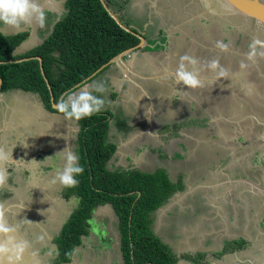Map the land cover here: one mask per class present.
I'll return each mask as SVG.
<instances>
[{"label":"crops","instance_id":"obj_1","mask_svg":"<svg viewBox=\"0 0 264 264\" xmlns=\"http://www.w3.org/2000/svg\"><path fill=\"white\" fill-rule=\"evenodd\" d=\"M141 1H143L144 8L148 6L147 11L145 10L142 14L144 9L141 7L143 5L138 4L134 6L135 9L129 10L128 14L121 13V16L128 23L127 27H130L133 32L142 34L145 41L141 42L140 47L109 62L85 80L87 84L94 81L103 82L108 89L103 94L93 93L101 96L107 102L100 113H107L111 117L106 143L114 146L115 151L108 161L107 167L112 171L138 170L140 172H144L149 167L147 172L153 173L156 172V169L152 168L153 164L149 156L158 157L160 161L171 164L175 163V160H169L168 156L174 157L176 155L177 157L178 154L180 158L195 159L196 161L202 160L203 152L210 150L209 152L214 158L219 156L220 161L218 158L217 160L221 167L215 160L207 170L208 178L197 179L195 184L187 183L186 193V190L174 193L166 204L153 211L149 216L150 229L153 230L155 222L160 227L170 221L174 216V208L177 207L180 211L191 208L185 202H187L188 196L194 194L195 204H205L214 215L207 217L205 214L201 218L208 223L218 219V225H209V230H203L202 226L199 228L196 225L188 227L180 221L186 234V237L182 239V244H186L188 249L197 251L202 246V236H212L213 238L210 245L212 248L209 249V252L205 251L207 258L200 261V264H260L256 258L258 252L261 251L264 193L259 184L257 186L248 185V180L259 183H263V181L256 175H252V172L249 174V176L252 175L251 178L245 176L234 179L235 163L243 164V161L248 159V154L247 152L242 153V159L236 158L232 161L230 152V146L234 145L241 149L246 141L226 138L225 135H222L223 138H206L204 141H194L189 145L186 142L177 143L175 150H173L172 141L165 140L168 134L177 133L176 118L183 117L177 116L178 111L182 112L187 107L195 111V93H197V97L203 96L211 109L214 108L212 112L208 113L209 116L226 117L229 115L228 111L231 113L230 105L216 107V102H212V98L205 88L218 85L222 95L231 91L235 105L237 103L241 107L240 101L243 100L244 96H247V91L245 93L242 90L245 88V84L230 77L217 80L214 73L202 70L203 87L201 89L204 88V91H199L200 88L198 91L188 90L182 85H177L174 71L179 57L184 54L195 57V50L198 49L196 46L200 45L195 46V41L191 38L193 34L184 32L183 35L177 37L182 30L180 28L170 29V20L177 16L176 10L172 13L157 11V0ZM65 2L66 0H40L45 13L50 15H46V17L50 18H47L48 22L44 28L28 26L24 31H20L27 33L28 36L14 51L15 56H19V48L25 51L24 48L27 45L32 46L36 43L35 40L39 39L37 37L39 30L43 29L45 34L50 33L54 24L65 15ZM153 2L155 4H152ZM177 2L174 6L178 9L180 1ZM186 2L181 7L185 14L179 11L178 13L183 15L179 18L190 21L195 19V11H193L195 0H187ZM188 4L191 9L187 6ZM167 6L169 9L173 5L167 2ZM150 7H152V11ZM133 10L136 11L134 16L131 15ZM165 19L168 20V26L162 22ZM178 25L180 26V24ZM20 32L4 30L3 26H0V34L4 36L15 35ZM223 32L225 33L226 30ZM227 34L229 33L227 32ZM230 55L234 56L231 53ZM197 59L200 62L198 66L204 69L205 62L209 60L203 61L199 57ZM80 86L78 85L72 91L78 90ZM235 86H238L236 90ZM204 94H207V97ZM107 109L112 111L108 112ZM206 122H209V119ZM231 122L225 121L227 124H231ZM169 127L172 128V132L168 130ZM79 131L80 128L74 121H66L59 113L47 111L43 107L40 97L35 93L19 89L0 93V145L6 148H14L13 160L18 161L8 166L10 175L7 185L0 189V202H5L10 208L8 213L10 223L24 219L32 222L30 225L21 224L19 229L20 236L31 243V248L25 254L23 264H37L38 258L42 259L44 264L45 261L47 264H87L81 257L80 245L74 249L68 262L59 263L53 257L54 250L57 255L56 236L72 210L78 206V198L74 195L66 197V194L63 195L61 191L63 187L59 184H51V180L56 169L63 166V159L57 155L58 153L70 146L78 155L76 142ZM145 136L158 141L159 145H155L154 141L152 144L145 142L140 144L139 141ZM26 144L27 147H25ZM200 147L202 149H199ZM245 147L247 146L245 145ZM224 152L226 154L229 152L227 156L230 158V162L227 165L226 161L222 160L221 162L223 158L221 154ZM164 153H168V155L164 156ZM238 154L240 153L238 152ZM164 169L172 182L178 179L179 172L174 173L167 167ZM260 171H264V168L260 167ZM187 179L188 176L184 180ZM239 185H243V189L238 190ZM248 189H254L257 193ZM258 212L262 213L260 228L256 225L259 221ZM238 213L246 216L253 215L252 222L242 223L237 217ZM98 215L100 218L102 216L103 218L109 217L110 212L107 205L98 206L93 210L92 216L94 218L91 217V223L88 222L90 231L86 236H83L85 237L84 240L82 238L84 246L87 244L89 248H92L94 243L96 248L97 243L101 244L100 250L96 252V261L90 263L124 264L120 252L117 223L115 231L113 228L107 227L105 236L97 233L101 236L98 242V238L95 237L96 233L93 232L97 225L95 221ZM198 228L199 231H197ZM230 231L245 232L240 240L244 244L236 249L225 250L223 244L219 248H215L214 246L218 245V241L223 242L224 238H231ZM250 231H252L251 234L248 233ZM108 233L112 237H106ZM40 237L43 239L41 240ZM233 241L237 240L234 239ZM249 241L253 247L251 251L245 249L246 244L250 243ZM162 243L164 242L162 241ZM33 252L36 253L35 256L32 255ZM39 255H43V257ZM178 259L177 257V264H190L184 260L178 261ZM251 259L253 260L251 261Z\"/></svg>","mask_w":264,"mask_h":264},{"label":"trees","instance_id":"obj_2","mask_svg":"<svg viewBox=\"0 0 264 264\" xmlns=\"http://www.w3.org/2000/svg\"><path fill=\"white\" fill-rule=\"evenodd\" d=\"M104 1L119 20L128 26L114 1ZM65 10V15L54 24L45 40L24 57L15 56L14 51L25 41L27 33L0 34V93L13 89L35 93L47 111L56 112L52 107L51 93L54 103H57L64 93L84 85L85 80L114 57L135 48L140 42L138 37L118 26L100 0H66ZM244 48V51L248 50L247 45ZM30 57L42 59L49 87L38 60L16 62ZM199 91H204V88ZM204 95L207 97V94ZM227 100L219 107L230 105V100ZM253 108L257 109V105H253ZM110 118L107 113H98L78 121L79 165L84 172L76 177L78 184L65 195L76 196L78 206L55 239L56 262L70 260L74 249L88 233V222L93 210L109 204L117 215L124 264H175L177 258L174 253L150 229L149 216L166 204L174 193L182 190L177 189L174 182L161 172L108 169L107 163L115 151L114 146L105 142ZM245 123L251 125L249 119ZM254 126L259 133L262 125L254 122ZM243 244L227 243L225 250L236 249Z\"/></svg>","mask_w":264,"mask_h":264},{"label":"rangeland","instance_id":"obj_3","mask_svg":"<svg viewBox=\"0 0 264 264\" xmlns=\"http://www.w3.org/2000/svg\"><path fill=\"white\" fill-rule=\"evenodd\" d=\"M115 6H117L120 9V14H128L129 10L135 9L134 6L136 5H140L141 4V9H144L142 11L143 12L147 9L148 10V6L144 8V4L142 3L143 1L141 0H113ZM127 1V2H125ZM153 1V0H151ZM178 0H157L156 3V10L157 11H163L165 13H172V11H175L177 13V16L175 18H173V20H170V29L171 30H176L177 28H180L182 30L181 33H179L177 35V37L181 36V34L183 35L184 32L185 33H191L193 34L191 36L192 39H194L195 41V46L196 45H200V46H196V48H198L197 50H195L194 56L197 59V57L202 58L203 61L206 60H211V59H219L220 64L225 67L226 69L229 70V75L228 77H230L233 80H239L242 81V83L245 84V88H242L243 91H247V96L243 97V100L240 101V104H242L241 107H239V105L236 103L235 106V101L232 100V94L231 91L228 92V94L226 95V92L224 93V101H226V97L228 98V100H230L231 104V113H229L230 111H228V116L227 117H222V116H218V115H210L207 116L208 113L212 112L210 105L207 104L206 100H204L203 96L197 97V93H195V111H192L190 109V107H187L186 109H184L182 112H184L183 115V119L185 120L184 122H182V118H180L177 122L178 125L176 127V134H168L167 137L165 138V140L172 141V149L175 150L176 144L177 143H181V142H186L188 145L193 143L194 141H204L206 140V138L212 139H219V138H223L222 135H225L226 138H228V136L230 135L232 139H240L242 135L244 137V139L241 140H247V145L248 144H254L255 147L254 148H250V152L248 153V157H250V159L252 160L251 164L252 165H264V67H260L258 64L260 63L258 59L256 62L254 63H250L247 62L245 59V53L248 51H244L242 50L245 49L244 45H241V43L239 42L238 44H234V43H230L227 42L225 44L229 45V51L228 52H221L219 49H217L215 47L216 42L217 41H221L222 37L224 36H228L229 34H225L222 30V27L226 29V25H228L229 23L231 25L234 26L236 31L242 32L243 26H242V22L240 19H229L226 16H222L223 14L220 12H214L213 10H211L209 8V5L206 4V1L204 0H195V4H194V8L193 11H195V19H192L190 21L188 20H184L179 18L181 15L180 13L182 12L183 14H185V12L183 11V9L181 8L182 6H184L187 2V0H179V7L178 9L174 6L175 3ZM264 1V0H262ZM125 2V3H124ZM167 2H170L173 6L170 7L168 9L167 6ZM178 3V2H177ZM152 4H155L154 2ZM190 9V5H187ZM151 11H152V7H150ZM146 10V11H147ZM180 11V13H178ZM136 11L133 10L131 15H135ZM47 16H50L49 14H46ZM50 18V17H47ZM145 20V18H143ZM48 22V20L46 21ZM163 24L167 25L168 20L165 19L162 21ZM173 23V24H172ZM215 23H220V25L218 26ZM177 24V25H176ZM180 24V26L178 25ZM248 32V31H246ZM47 34V35H46ZM44 32V30H39L37 32V37L39 39L35 40V44L31 45H27L24 49L25 51L21 48L18 49V51L20 52L18 55L19 56H25L26 55V51L29 52L30 50H33L35 48H37L44 40L45 38L48 36V33ZM225 34V35H224ZM253 39H259V37L257 36V33L253 34ZM26 40V39H25ZM235 41H238V38L234 39ZM261 40V39H260ZM202 45V46H201ZM194 46V48H195ZM203 47V48H202ZM29 48V49H28ZM193 48V49H194ZM200 48V49H199ZM207 50L208 48H210L212 51V56L209 57L207 56V54L203 53L201 50ZM230 53L234 56H231ZM24 59V58H23ZM198 60V59H197ZM262 62L264 61V59H261ZM244 61L245 63H248V67L246 69L241 70L240 69V63ZM231 66V67H230ZM234 82V81H233ZM218 86V85H216ZM219 87V86H218ZM238 88V86H235V90ZM220 90V88H219ZM196 91V89H195ZM233 91V90H232ZM251 91V92H250ZM248 102H252V103H248ZM219 104L217 103L216 100V107ZM253 105H257V109L253 108ZM106 111L111 112L112 110L107 109ZM256 112V116L254 115ZM259 114L262 118V129L259 131V133H257L255 131V126L254 125H249L247 123H245L246 120H244V116L249 115V116H253V117H259ZM206 118L209 119V122H205L204 120H206ZM207 119V120H208ZM114 120V118H113ZM232 121L231 124H225V121ZM159 121V120H157ZM77 126L80 128V125L78 124V122L74 121ZM163 122V121H161ZM170 124V122H169ZM225 125V126H224ZM233 127V128H232ZM169 131L172 132V128H168ZM247 136H250L252 139L247 138ZM208 139V140H209ZM231 139V140H232ZM78 140V137H77ZM155 145H159V142L150 138V137H143L139 143H153ZM162 141V139H161ZM106 142V141H105ZM253 142V143H252ZM76 144H78V142H76ZM231 147V155L233 158L232 161H234V159H242L243 155L242 153L238 154V148L236 146H230ZM199 149H202V147H200ZM216 149V148H215ZM218 149V148H217ZM162 150V149H161ZM208 150V149H207ZM210 150L203 152L202 156L203 157V161L202 160H192V159H183V157H179L177 154L174 155V157H169L170 159H174L175 163H171V164H167L165 162H162V160L160 161L158 157H151L152 160V168L156 169V172H161L166 174V171L164 168H169L171 169L174 173L179 172L178 173V179H176V181H173L175 186L177 187V189L179 190H186L187 189V183L190 184H195V180L197 179H206L209 177L208 175V169L211 167V165L214 163V161L216 160L217 164L219 167H221V165L219 164L220 158L219 156H217L216 158L213 157V155L209 152ZM163 152V151H162ZM202 152V151H200ZM199 152V153H200ZM77 153L78 152V146H77ZM221 154V153H220ZM229 154V152H228ZM228 154H226L225 152L221 154V157H223L221 159L224 161H228L230 162V158H228ZM168 153H164V156H167ZM80 156V155H79ZM218 158V160H217ZM164 161V160H163ZM108 164V163H107ZM249 162V159L244 160L243 164H242V171L244 174H242L239 171L234 170L233 174L236 175V177H249L251 178L252 175L249 176V174L252 171V165ZM108 168V167H107ZM149 168V167H148ZM148 168L144 170L145 173H149ZM259 168V167H258ZM109 169V168H108ZM138 171V170H137ZM155 173V172H153ZM247 174V175H245ZM167 175V174H166ZM187 180H184L185 178H187ZM258 178H260V180L263 181V183H259V182H254V181H249V184L251 186L250 183L254 184L255 186H257V184H259V187L264 188V171H260L258 172L257 175ZM243 189V185H239L238 186V190ZM72 190V188H62L61 191L64 194H68L70 191ZM249 191H254L255 193H257L256 190L254 189H248ZM187 192V190L185 191V193ZM249 202L251 203V201L249 200ZM186 204H188L191 208H187L183 211H180L177 207L173 209V214L174 216L172 217V219L170 221H167L166 223H164L163 225H161L160 227L157 226L156 222L155 225L153 226V233L161 240V242L163 241L164 244H167V246L171 249V251L173 253H175L174 255L177 256L179 260H184L186 262H189L190 264H200V261H202L203 259L207 258L205 255V251L207 250L209 252V249H211L212 247H210V245L212 244V236H202L201 240H202V246L198 248L197 251H192L190 249L187 248L186 244H182V239H184L186 237V234L183 231V227L181 225L182 221L186 226L190 227L191 225H196L199 228L202 226V229L205 230H209V225L210 226H217L218 225V219L212 220L208 223V221H206L205 219H202L201 217H204V215L206 214V216L210 217L213 215V213H211V209L206 206L203 203H196L195 204V195L192 194L190 196L187 197V202H185ZM110 215L108 218H100L99 215L96 217V226L93 229V232L96 233L95 237L98 238V242L100 239V235H104L105 236V232L107 231V227L113 228V230L116 228V223H117V228L119 230L118 227V219H117V215L116 213L113 211L112 207L109 204H106ZM77 208V207H76ZM75 208V209H76ZM74 210H72L73 212ZM71 215V214H70ZM70 215L68 216L67 220L69 219ZM214 216V215H213ZM94 218V216H92ZM237 217L239 220L242 221V223H251L253 220V215H244L242 213H238ZM262 213L258 212V223L256 224L258 226V228H260V225L262 224ZM66 220V221H67ZM100 221V222H99ZM66 223V222H65ZM199 228L197 229V231H199ZM61 231V230H60ZM88 233L90 231V228L87 229ZM115 231V230H114ZM252 231L248 232L249 234H251ZM97 233H100V235H98ZM60 234V232H59ZM59 234L56 236V238L59 236ZM198 235V233H197ZM230 235L231 238L229 239L228 237L224 238L223 242H219L218 241V245H215V248H219L221 244H223L224 246L228 243V242H242L240 241L242 239V237L245 235V232H233L230 231ZM86 236V235H85ZM107 236H111L110 233H108L106 235ZM114 236V235H113ZM234 236H236V238H234ZM83 240L85 237H82ZM120 239V238H119ZM234 239H236L237 241H233ZM245 241V240H244ZM248 242V241H247ZM250 242V241H249ZM90 244V243H89ZM95 245V243L93 244V246ZM92 248H89V246L86 244L84 246L82 239H81V244L79 246L80 250H81V257L82 259L85 260V262L88 264L94 263V261H96V252H98V250H100V243H97V248L94 246ZM251 242L247 243L245 246V249L247 248L249 251H251V249L253 247H251ZM78 247V246H77ZM76 247V248H77ZM246 250V251H248ZM248 251V252H249ZM259 254L258 257L256 258L257 262H261V251L258 252ZM84 254V255H83ZM260 255V258H259ZM40 257L43 255H39ZM54 259L57 260V255L56 252L54 250V255H53ZM52 255H51V261H52ZM176 257V258H177ZM46 258V257H45ZM253 259H251L252 261ZM44 261L40 258H38L37 264H44ZM47 264V261H45ZM91 262V263H90ZM256 262V263H257ZM99 263V262H97ZM177 264V262H176Z\"/></svg>","mask_w":264,"mask_h":264},{"label":"clouds","instance_id":"obj_4","mask_svg":"<svg viewBox=\"0 0 264 264\" xmlns=\"http://www.w3.org/2000/svg\"><path fill=\"white\" fill-rule=\"evenodd\" d=\"M46 21V13L40 0H0V26H3L4 30L20 32L28 26L44 28ZM215 47L221 52L229 51V45L221 41H217ZM245 59L250 63L264 59V41L253 39L248 45ZM199 63L195 57L187 54L181 55L174 71L175 83L188 90H195L203 87L202 70L214 73L217 80L226 79L229 75V70L220 64L219 59H211L205 62L204 69L198 66ZM239 67L241 70L246 69L248 63L242 61ZM107 91L108 89L103 82L85 83L78 90L62 95L54 107L64 120L78 122L82 119L91 118L105 108L106 100L93 93L103 94ZM247 119L251 121V125H254V122L259 125L263 124L260 116H244V120ZM247 138L252 139L250 136ZM252 146L255 147L254 144ZM13 150L14 148H6L0 145V189L7 185L10 175L8 166L18 162L13 160ZM57 155L62 157L63 166L56 169L51 184H59L64 188L75 187L78 184L76 177L84 172L83 167L79 165V156L70 146H67ZM9 211V206L5 202H0V264H23L25 254L31 248V243L20 236L19 229L21 224L30 225L32 222L24 219L10 223ZM40 239L42 240L43 237ZM32 255L35 256L36 253L33 252Z\"/></svg>","mask_w":264,"mask_h":264},{"label":"water","instance_id":"obj_5","mask_svg":"<svg viewBox=\"0 0 264 264\" xmlns=\"http://www.w3.org/2000/svg\"><path fill=\"white\" fill-rule=\"evenodd\" d=\"M204 1H206V4H208L209 8L213 10L214 12L221 11L220 14L222 13L223 14L222 16H226L230 19H235V18L240 19L244 25H247V23H252L255 26L256 30L264 31V1L262 0H204ZM100 2L103 5L106 12L109 14V16L112 19H114V21L118 24L119 27H121L126 32H129L139 38L140 42L135 48L140 47L141 42L145 41V38L143 37V35L138 32L137 33L133 32L130 27L125 26L119 20L117 14L113 13L112 10L107 6L104 0H100ZM212 4L214 5V7L211 6ZM135 48H131L129 50L122 52L121 54L114 57L111 61L120 57L121 55L130 53ZM31 59H35L39 61L42 75L45 79L47 86L49 87L48 80L45 78L44 71L42 68L41 58L30 57V58H24V59L18 60L16 62H22V61L31 60ZM9 62L11 61H8L7 63ZM1 84H2V79L0 78V86ZM50 95H51L52 107L55 109L54 106L56 103H54L53 101L52 93ZM250 184L251 186L254 185L252 183ZM262 191L264 193V188H262ZM263 208H264V204H263ZM261 237H262V242H261V262L260 264H264V218H263Z\"/></svg>","mask_w":264,"mask_h":264},{"label":"flooded vegetation","instance_id":"obj_6","mask_svg":"<svg viewBox=\"0 0 264 264\" xmlns=\"http://www.w3.org/2000/svg\"><path fill=\"white\" fill-rule=\"evenodd\" d=\"M230 19V18H229ZM236 19V18H235ZM234 20V19H233ZM215 24H217L218 26L220 25V23H215ZM227 27H226V32L225 33H229V35L228 36H225L224 37V39H221V42H223V43H227V42H230V43H236V44H238L239 42L241 43V45H247V47H248V45H249V43L253 40V34H254V32H255V34L257 33V36L259 37V39H261L262 41H264V31H258V30H256V28H255V26L252 24V23H247V25H244L243 23H242V26H243V28L244 29H242V32H238V31H236L235 30V28H234V26L233 25H231L230 23L228 24V25H226ZM222 30H224L225 31V29L222 27ZM246 31H248V32H246ZM234 37H236V38H238V41H235V40H233V38ZM238 42V43H237ZM202 46V45H201ZM210 48H208L207 50H209ZM248 49V48H247ZM206 50V49H205ZM242 50H243V48H242ZM210 51H212V50H210ZM210 51H204L203 53H205V54H207V56H209V57H211L212 56V52H210ZM259 66L260 67H262V64H263V62H262V60L260 59L259 60ZM207 91H208V93L211 95V98H212V102L214 103V102H216V100H217V103L218 104H221V103H223L224 104V95H222V92L219 90V87L218 86H216V87H213L212 85L210 86V88H205ZM228 94V92L226 93V95ZM223 98H222V97ZM228 98L226 97V100H227ZM228 102H229V100H227ZM226 102V101H225ZM219 106V105H218ZM212 109H214V108H212ZM211 109V110H212ZM184 115V112L182 113L181 111H178L177 112V116H183ZM227 117V116H226ZM179 118V117H178ZM178 118H176V124H178V122H177V120H179ZM182 119H183V117H181ZM185 120L183 119L182 120V122H184ZM226 124V123H225ZM179 126V125H178ZM225 126V125H224ZM241 136V138H240V140L241 139H244V137L242 136V135H240ZM231 136L229 135L228 136V138H230ZM246 142H247V140H245ZM244 143L243 144V147L241 148V149H238V152L239 153H242L243 152V154H245L246 152H247V154L250 152V148H254L252 145L253 144H248L247 145V143ZM245 145L247 146V147H245ZM248 159H249V162H250V164H251V162H252V160L250 159V157H248ZM227 164H229V161H226V165ZM252 165V164H251ZM259 167V168H258ZM260 167H263L264 168V166H262V165H252V173H254L253 175H258V172H260ZM242 164H238V163H235V165H234V170H237V171H239V172H241L242 174H244L243 173V171H242ZM234 175V174H233ZM235 177H236V175H234L233 176V178L235 179ZM237 178V177H236Z\"/></svg>","mask_w":264,"mask_h":264},{"label":"bare ground","instance_id":"obj_7","mask_svg":"<svg viewBox=\"0 0 264 264\" xmlns=\"http://www.w3.org/2000/svg\"><path fill=\"white\" fill-rule=\"evenodd\" d=\"M211 6H212V7H214V5H213V4H212Z\"/></svg>","mask_w":264,"mask_h":264}]
</instances>
